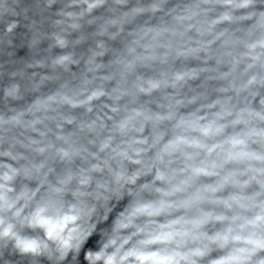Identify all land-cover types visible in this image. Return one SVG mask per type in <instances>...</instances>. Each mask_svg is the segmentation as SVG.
<instances>
[{"label":"clouds","instance_id":"9594fccd","mask_svg":"<svg viewBox=\"0 0 264 264\" xmlns=\"http://www.w3.org/2000/svg\"><path fill=\"white\" fill-rule=\"evenodd\" d=\"M0 264H264V0H0Z\"/></svg>","mask_w":264,"mask_h":264}]
</instances>
